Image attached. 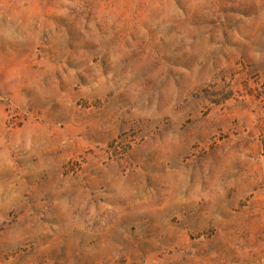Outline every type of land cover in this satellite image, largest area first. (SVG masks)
<instances>
[{
    "label": "rangeland",
    "instance_id": "rangeland-1",
    "mask_svg": "<svg viewBox=\"0 0 264 264\" xmlns=\"http://www.w3.org/2000/svg\"><path fill=\"white\" fill-rule=\"evenodd\" d=\"M0 264H264V0H0Z\"/></svg>",
    "mask_w": 264,
    "mask_h": 264
}]
</instances>
